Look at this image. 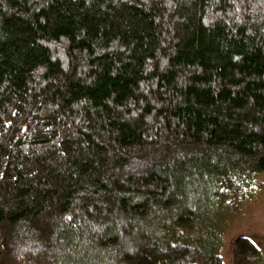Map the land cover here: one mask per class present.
I'll use <instances>...</instances> for the list:
<instances>
[{
	"label": "trees",
	"instance_id": "obj_1",
	"mask_svg": "<svg viewBox=\"0 0 264 264\" xmlns=\"http://www.w3.org/2000/svg\"><path fill=\"white\" fill-rule=\"evenodd\" d=\"M260 175L264 0H0V264H224Z\"/></svg>",
	"mask_w": 264,
	"mask_h": 264
},
{
	"label": "rangeland",
	"instance_id": "obj_2",
	"mask_svg": "<svg viewBox=\"0 0 264 264\" xmlns=\"http://www.w3.org/2000/svg\"><path fill=\"white\" fill-rule=\"evenodd\" d=\"M254 185L253 197L248 200L242 198L239 206L235 205L237 207L220 204L215 207L213 217H210L214 225L209 223V228L214 229L218 224L224 225V264H234L232 244L239 235L248 236L259 245L260 253L253 264H264V176L256 177Z\"/></svg>",
	"mask_w": 264,
	"mask_h": 264
}]
</instances>
